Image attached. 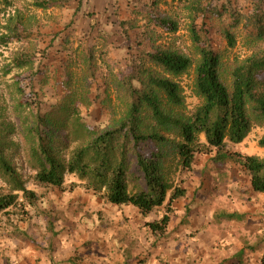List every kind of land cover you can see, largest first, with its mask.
I'll use <instances>...</instances> for the list:
<instances>
[{"label": "trees", "instance_id": "1", "mask_svg": "<svg viewBox=\"0 0 264 264\" xmlns=\"http://www.w3.org/2000/svg\"><path fill=\"white\" fill-rule=\"evenodd\" d=\"M0 1L16 9V14L9 17L6 28L9 34L0 36L8 45L10 40L30 39L35 29L32 23L36 21L33 9L64 8L72 0H32L30 5H26L28 0ZM223 1H135L132 18L122 21L120 26L127 43L132 42L130 32L139 29V43L148 44L151 50H138L137 55L131 53L129 73L119 80L105 72V64L104 68L97 66L101 59L106 62L104 48L101 56L94 50L77 54L75 58L71 56V61L67 60L70 64L64 66L65 95L52 112L36 115L33 184L42 189L64 190L67 177L72 176L77 181L70 184L71 191L86 189L106 204L136 209L143 218L162 211L159 220L146 223L156 237L167 233L174 203L187 197L182 174L194 171L198 154H214L213 161L218 167L236 165L248 175L252 192L264 194V159L233 150L244 143L254 124L264 126V0ZM83 2L79 0L74 17L82 10ZM23 4L25 7L21 8ZM170 4L176 7L175 16L163 8ZM244 6L249 7L247 12ZM185 19L190 21L191 41L200 57L197 62L181 49L159 44L165 37L176 36ZM225 20L230 23L225 24ZM216 23L222 24L221 34L230 49L238 44L236 31L241 27L246 29L245 45L250 55L232 66L230 84L223 79V57L212 37L211 28ZM90 26L93 29L95 25ZM10 34L13 37L10 38ZM97 37L107 40L104 34ZM35 50L25 49L19 54L14 68L30 74L28 79L22 80L30 82L29 95L20 83L17 86L25 102L34 99L31 103L37 106L40 96L32 82L42 74L38 57L42 61L46 59L47 50ZM74 65L82 69L92 86L98 81L101 69L100 77L106 88L110 89V83H115L128 96L127 113L116 126H89L83 121L78 106L80 96L72 86ZM193 67L195 94L201 104L189 116L176 114L175 109L185 108V98L175 80ZM168 135L176 138L170 139ZM57 138L62 141L55 143ZM259 146L264 149V136ZM59 148L61 151L56 150ZM174 157L176 160L172 162ZM173 175H178L176 184ZM0 178L5 183L0 191V230L10 224L23 241L38 246L18 225L11 223V217L16 215L21 221L29 220V208L38 209L41 196L27 188L23 178L3 156H0ZM219 217L237 222L245 219V215L235 212H223ZM49 219L53 225L52 218ZM50 262L58 264L52 255ZM260 264H264V254Z\"/></svg>", "mask_w": 264, "mask_h": 264}, {"label": "rangeland", "instance_id": "2", "mask_svg": "<svg viewBox=\"0 0 264 264\" xmlns=\"http://www.w3.org/2000/svg\"><path fill=\"white\" fill-rule=\"evenodd\" d=\"M83 1L82 10L75 17L79 0H72L64 8L33 9L36 21L32 23L35 29L30 39L10 40L8 45H5L7 40H0V156L20 174L28 189L41 196L39 208H29V220L21 221L16 215L11 217V223L18 225L38 246L23 241L8 224L0 230V264H51V255L58 264H260L264 254V194L258 196L252 192L248 175L236 165L216 166L214 154H198L194 171L182 174V187L188 190V195L174 203L169 229L165 235L157 237L151 234L146 223L159 220L162 211L143 218L136 209L106 204L86 189L71 191L70 184L77 181L72 176L67 177L64 190L42 189L33 184L36 115L52 112L65 95L64 66L70 64L71 56L75 58L90 50L101 56L104 48L106 62L101 59L97 66L104 68L105 64V72L119 80L129 73L131 53L137 55L138 50H151L148 44L139 43V29L130 32L132 42L127 43L120 26L122 21L132 18L137 0ZM31 2L28 0L26 5ZM24 4L20 7L24 8ZM244 7L247 12L249 7ZM163 8L169 15L177 13L173 4ZM0 10L1 36L9 34L6 30L9 17L16 14V9L0 1ZM229 23L225 20V24ZM189 24L185 19L176 36L165 37L159 44L181 49L197 62L200 57L191 41ZM220 25L216 23L211 28L212 37L223 57V79L230 84L232 66L247 58L250 50L245 45V28L236 31L238 44L230 49ZM99 34L106 35L107 40L99 39ZM34 48L36 52L47 50L46 59L42 61L38 57L42 74L35 76L32 82L40 96L37 106L31 103L34 99L26 103L17 86L20 83L29 95L30 82L22 80L30 74L14 68L19 54ZM72 51L75 53H70ZM100 72L101 69L98 81L92 86L82 69L74 65L72 86L80 96L78 106L83 121L89 126L110 128L126 115L128 96L115 83H110L107 89ZM195 80V67L175 80L185 98V108L175 109L176 114L189 116L201 104L195 94ZM263 136L264 126L254 124L244 143L233 150L264 159V149L259 146ZM168 138L176 137L168 135ZM61 141L57 138L55 143ZM56 150L61 151V148ZM172 160L174 162L175 157ZM177 176L173 175L175 184ZM4 184L0 178V191ZM223 212L243 214L245 219L241 222L221 219L219 215Z\"/></svg>", "mask_w": 264, "mask_h": 264}, {"label": "crops", "instance_id": "3", "mask_svg": "<svg viewBox=\"0 0 264 264\" xmlns=\"http://www.w3.org/2000/svg\"><path fill=\"white\" fill-rule=\"evenodd\" d=\"M255 195V194H254ZM258 196H263V194H257Z\"/></svg>", "mask_w": 264, "mask_h": 264}]
</instances>
